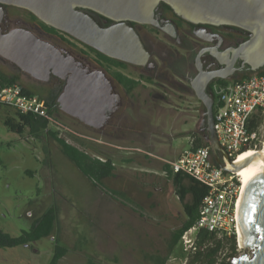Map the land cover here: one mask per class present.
<instances>
[{"label": "rangeland", "instance_id": "1", "mask_svg": "<svg viewBox=\"0 0 264 264\" xmlns=\"http://www.w3.org/2000/svg\"><path fill=\"white\" fill-rule=\"evenodd\" d=\"M15 13L14 19L26 17ZM0 68L18 75L19 83L43 98L51 88L2 56ZM182 97L159 113L151 109V103L149 108L145 105L137 90L134 104L125 111L135 125H108L105 136L60 106L55 110L59 124L52 121L48 128L93 154L114 159L115 176L98 187L47 131L38 137L28 128L19 133L6 125L7 117L17 118L16 110L0 105V227L19 235L49 206L59 210L52 235L30 245L0 247V264H49L56 243L71 249L59 264H146L144 252L166 253L172 231L184 219V208L163 165L189 147V138L201 130L205 117V106L195 94ZM183 250L182 242L167 264H184ZM237 250L238 254L250 252L238 235Z\"/></svg>", "mask_w": 264, "mask_h": 264}, {"label": "water", "instance_id": "2", "mask_svg": "<svg viewBox=\"0 0 264 264\" xmlns=\"http://www.w3.org/2000/svg\"><path fill=\"white\" fill-rule=\"evenodd\" d=\"M161 1L192 22L229 23L249 31V38L233 49L227 66L200 73L196 82L191 83L205 106L203 125L216 162L229 171H237L239 166L218 141L214 96L207 87L214 78H233L238 59L253 71L264 67V0H0V56L42 81H48L52 74L70 73L58 97L60 108L91 127L101 128L120 106L110 78L103 70L82 67L57 45L27 28L3 30V4L26 8L45 23L108 56L144 64L147 50L134 26L123 22L103 27L87 10L117 20L148 21ZM238 223L239 241L250 252L235 256L233 264H264V171H259L242 191Z\"/></svg>", "mask_w": 264, "mask_h": 264}, {"label": "flooded vegetation", "instance_id": "3", "mask_svg": "<svg viewBox=\"0 0 264 264\" xmlns=\"http://www.w3.org/2000/svg\"><path fill=\"white\" fill-rule=\"evenodd\" d=\"M12 12L26 17L21 20L14 19L11 16ZM87 13L103 27L123 22L134 26L147 50L145 63L134 64L111 56L109 57L120 60L123 64L107 61L100 56L101 51L95 47L58 28L53 31L49 28L51 25L45 23L33 12L16 5L3 4L1 27L3 30L19 26L27 28L40 38L57 45L82 67L89 70L100 69L106 73L113 85V92L120 98V106L104 124L105 126L97 128L101 129L98 130L101 136H105L104 128L108 125L116 127L135 125L129 123L125 111L134 104L133 95H136L137 90L140 91L148 108L151 103V109L159 113L163 112L167 110V104L170 108L173 107L172 100L178 97L182 100V96L196 95L191 83L196 82L198 75L227 66L233 58V49L249 38V31L237 25L192 22L182 17L165 1L156 5L151 14L153 16L148 21L117 20L93 10H87ZM235 67L233 78L250 72L248 65L243 66L241 59L235 62ZM115 72H121L135 79L139 84L133 90H128L115 77ZM69 75L70 73L65 76L52 74L48 81H44L51 86L46 94L54 90L56 86L60 88L61 94ZM216 79L214 78L209 85ZM204 128L203 125L201 129L205 130Z\"/></svg>", "mask_w": 264, "mask_h": 264}, {"label": "built area", "instance_id": "4", "mask_svg": "<svg viewBox=\"0 0 264 264\" xmlns=\"http://www.w3.org/2000/svg\"><path fill=\"white\" fill-rule=\"evenodd\" d=\"M211 84L217 138L225 154L236 162L242 153L257 149L264 142V122L255 121L256 113L264 116V74L253 71L224 83L213 81ZM25 90L19 82L2 87L0 105L22 114L33 113L50 122L57 121L40 95L28 94ZM189 139V147L169 163L174 172L189 174L207 185L208 193L197 221L182 236L185 249L194 247L196 233L202 228L220 236L239 234L238 207L243 188L238 171L220 166L209 143L193 148V139Z\"/></svg>", "mask_w": 264, "mask_h": 264}, {"label": "trees", "instance_id": "5", "mask_svg": "<svg viewBox=\"0 0 264 264\" xmlns=\"http://www.w3.org/2000/svg\"><path fill=\"white\" fill-rule=\"evenodd\" d=\"M53 31L56 28L49 27ZM100 56L114 64H123L122 61L113 59L104 53L99 52ZM253 72V70H250ZM259 74H264V67L257 70ZM115 77L128 90H133L139 82L131 79L121 72H115ZM245 75V74H244ZM242 75V76H244ZM19 76L9 74L0 68V89L4 86L18 82ZM216 81L224 83L228 79L217 78ZM212 84L209 85L211 91ZM28 94H36L35 91L26 87ZM60 91L58 86L50 91L44 99L45 106L50 108L51 115L54 116L57 106V93ZM17 118L7 117L6 125L11 129L23 133L26 128L31 134L40 136L47 131L49 135L57 141L62 153L80 170V172L91 182L93 186L98 187L103 181L111 179L116 174V165L112 157L104 153L93 154L86 148L69 142L66 138L59 136L57 131L48 128L50 120L39 117L33 113H19L16 111ZM257 124L264 122V116L255 114ZM207 130H198L193 133V148L208 144L206 139ZM81 145H85L82 142ZM46 152H50L45 148ZM164 172L172 181L176 194L179 196L184 208V219L181 225L174 229L167 246L166 253L144 252L143 258L146 264H167L170 255L183 242V234L189 230L197 221L200 214V207L205 196L208 193V187L198 179L183 172H174L170 163H164ZM59 218V210L56 205L49 206L33 222L29 229H24L19 235H12L0 227V247H15L19 245H30L43 237L53 234ZM184 244V243H183ZM70 247L56 243L55 253L49 264H59L60 260L70 251ZM238 255L237 234L221 236L209 229H199L196 233L195 245L193 248L182 251V256L186 259L184 264H233V258Z\"/></svg>", "mask_w": 264, "mask_h": 264}, {"label": "bare ground", "instance_id": "6", "mask_svg": "<svg viewBox=\"0 0 264 264\" xmlns=\"http://www.w3.org/2000/svg\"><path fill=\"white\" fill-rule=\"evenodd\" d=\"M236 165L239 166L237 171L242 180L243 191L259 171H264V144L261 149H249L242 153L237 159Z\"/></svg>", "mask_w": 264, "mask_h": 264}, {"label": "crops", "instance_id": "7", "mask_svg": "<svg viewBox=\"0 0 264 264\" xmlns=\"http://www.w3.org/2000/svg\"><path fill=\"white\" fill-rule=\"evenodd\" d=\"M114 160V159H113ZM114 163H115V161H114ZM115 165H116V163H115ZM116 171V170H115Z\"/></svg>", "mask_w": 264, "mask_h": 264}]
</instances>
